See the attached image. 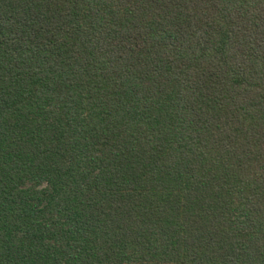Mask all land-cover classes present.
<instances>
[{
    "label": "trees",
    "instance_id": "obj_1",
    "mask_svg": "<svg viewBox=\"0 0 264 264\" xmlns=\"http://www.w3.org/2000/svg\"><path fill=\"white\" fill-rule=\"evenodd\" d=\"M0 264H264V0H0Z\"/></svg>",
    "mask_w": 264,
    "mask_h": 264
}]
</instances>
